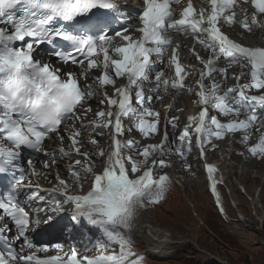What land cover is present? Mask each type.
<instances>
[{"label":"rangeland","instance_id":"374dc122","mask_svg":"<svg viewBox=\"0 0 264 264\" xmlns=\"http://www.w3.org/2000/svg\"><path fill=\"white\" fill-rule=\"evenodd\" d=\"M248 165L252 166L253 171L251 172V167H247L249 171L247 175L251 172V175L257 179L255 181L257 186H261L264 183V164H259L261 168H256L253 164ZM240 166L237 168L240 169L241 184H247L248 193L256 191L257 187L250 186L249 181L246 180L248 176L243 174V171H246L245 167ZM232 180L236 179L232 178ZM193 182L197 185L194 186L197 192L192 191L187 196L179 194L178 203L174 201L171 207L166 208L167 211L159 210L155 213L153 217L157 222L152 219L159 224L163 233L172 235L185 244L170 257L151 259V264H264V247L261 245V239H264V184L258 194L262 208L259 214L255 212L257 216L259 215L257 218H252L254 211L250 208L249 199H243L240 192L234 189L241 209L249 212L251 218L248 222L254 225L257 232L245 229L246 223H235L233 226L222 224L201 186V180ZM193 193L196 194L195 201L190 199ZM141 219L146 223L152 222L146 214ZM159 234L157 227H153V232L148 234L151 242L159 240ZM138 244L143 250L147 248L140 242Z\"/></svg>","mask_w":264,"mask_h":264},{"label":"bare ground","instance_id":"6f19581e","mask_svg":"<svg viewBox=\"0 0 264 264\" xmlns=\"http://www.w3.org/2000/svg\"><path fill=\"white\" fill-rule=\"evenodd\" d=\"M111 1L114 4H116L117 6L121 7L122 10L134 11L137 7L140 6V3L138 2V0H111ZM161 40H162V45L165 42H167L166 38H162ZM172 50H173V48H171L169 50L170 54L172 53ZM173 51H174L175 54L179 55V48H175ZM158 59L159 58H156V60H158ZM158 80H159L158 78L156 80H153V77L146 78L144 80V82H141V86H140L141 89H138V91L143 96L151 95L153 90H154V88H155L154 86L157 84ZM166 104H168V102H166ZM188 107H189V105L186 106V108H188ZM232 164L233 163L231 162L230 165H232ZM241 166L245 167V169H246V171H243V174H245V175H247L249 173L247 167H251V169H253L252 166L248 165V164H241ZM237 167L238 166H235V168H237ZM230 171H231V168L228 167L227 168V173L230 174ZM234 175H236V173H234ZM187 186L189 187V184ZM231 186H233V185H231ZM261 197H262V192H261ZM145 214L147 215L146 212H141L139 214L138 226H140L143 229V231L137 233L134 236V238L137 239V240H141L142 242L146 243L148 245V247H150L149 251H150V253H152L151 256H154L156 258H159V257L162 258L165 255L171 254L173 251H176L179 247H181L182 245L185 244V243H183L184 241L177 240L172 235H167V234L163 233L162 229L159 227V224L156 223L157 220H155L154 217H153V219L156 221V222H154L151 219V215H147V217L150 218V220H152V222L146 223L145 221H143L141 219V217L144 216ZM232 226H233V224H232ZM153 227H157L158 233H160V234L158 236L159 240L151 242L150 235H148V234H151L153 232ZM244 227H245V229H251V230L257 231L256 228L254 227V225L251 224L250 222H247L244 225ZM179 243H181V244H179ZM261 245L264 247V239L263 238L261 239Z\"/></svg>","mask_w":264,"mask_h":264}]
</instances>
